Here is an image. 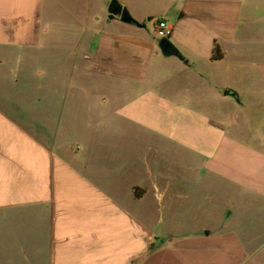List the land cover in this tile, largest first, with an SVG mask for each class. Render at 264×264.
Listing matches in <instances>:
<instances>
[{
	"label": "crops",
	"instance_id": "1",
	"mask_svg": "<svg viewBox=\"0 0 264 264\" xmlns=\"http://www.w3.org/2000/svg\"><path fill=\"white\" fill-rule=\"evenodd\" d=\"M118 1L135 19H153L149 8L138 10L139 0ZM173 1L158 19L169 23ZM241 9L233 0H192L180 16L203 12L212 24L236 29ZM63 14L72 19L59 0H0V79L5 78L0 84L80 72L95 85L75 91H91V97L95 88L104 93L105 82L117 85L113 100L129 95L117 112L139 121L146 144L138 149V141L131 140L115 146L99 182L89 145L50 128L87 123L72 111L73 97L65 93L51 103L42 88L35 104L0 103V264H149L165 248L155 243L150 249L158 235L152 218L159 221L161 211L175 209L182 186L208 187V219L199 225L193 218L195 235L214 234L216 211L264 230V65L240 72L250 85L239 88L220 78L237 73L227 62L228 34L224 40L215 34L189 37L195 49L190 53L181 52L179 40L170 36L179 59L163 54L145 27L114 18L107 23L120 24L104 31L86 17L78 29L63 22ZM215 44L222 57L213 61ZM221 65L225 73L219 72ZM227 89L233 93L224 94ZM93 101L85 115L103 125V113L96 111H104L106 100ZM11 108L39 110L40 133H32L31 123L9 113ZM111 178L117 184L109 187ZM136 208H147L151 222L135 221Z\"/></svg>",
	"mask_w": 264,
	"mask_h": 264
},
{
	"label": "rangeland",
	"instance_id": "2",
	"mask_svg": "<svg viewBox=\"0 0 264 264\" xmlns=\"http://www.w3.org/2000/svg\"><path fill=\"white\" fill-rule=\"evenodd\" d=\"M233 1L240 2L242 5L239 14L240 21L236 29L230 26L224 27L223 25L212 24L203 12H198L194 17L188 15L180 16L182 9L189 5V3L191 4L192 0L173 1L174 13H172L171 19H169V24L174 27L171 37L179 40L181 44L179 49L183 53H190L192 50H195L187 41L189 37L207 38L210 34H215L218 40H224L222 36L228 34L230 40L226 42L228 48L227 62L233 64L232 68L235 69V72L237 70V73L234 76L223 74L220 78L222 81H228L240 88L250 85L249 78L240 72L247 69L252 70L253 65H264V61H262L264 60V56L261 54L264 51V0ZM59 2L65 9L71 12L72 19H68L66 14H63L62 17L63 22L67 20L66 23L72 27L78 26V29H80L81 26L78 23H85L87 21L86 17L89 19L87 21L88 24H91L92 21L95 28H100L104 31H114V27L120 24L116 19L111 25L107 23L108 14L105 4L110 2V0H59ZM169 2L171 0L138 1V10H142L145 7L146 9L149 8L148 10L153 13L151 21H148V18H152V16L145 19H135L131 15L130 9H127V11L136 21L145 24V30L149 34L155 35L153 28L159 17L157 13L168 5ZM199 3H203V0H199ZM133 10L136 11V8ZM241 22L242 26L239 27ZM204 44L202 42L200 46L203 47ZM253 55H255L258 61L254 60ZM66 60V64L69 65L70 59ZM225 68L224 65H221L219 72L225 73ZM172 70H174V67L167 68L165 73L170 76ZM81 75L80 72H75L72 77L19 78L18 85L6 87L0 84V103L8 104L13 108L15 107L13 105L19 106L23 103L35 104L38 97L43 94L42 88L43 91L45 88L50 92L49 101H47L51 103L55 101L56 97L65 96V93L71 98L73 97L71 100L75 105L72 111L77 114L79 121L82 119V121H86L85 118H88L87 123L78 126L62 125L50 128H56V132L61 137H71L75 141L79 140L89 145L91 153L90 162L94 170L92 174L100 182L101 167L107 161L106 159L109 154L115 153V150L118 151L115 146L123 143L126 144L129 141L131 143L132 140L134 142L138 141V149H141L140 145L146 144V137L143 136L146 133V129L144 130L138 120L133 122L126 115L117 112L119 107L127 103L126 99L129 98V95H126V97L121 95L119 102L113 100V95L117 90L114 86L117 85H108L105 82L104 93L95 88L92 97L91 91H75L76 88L91 90L90 88L94 84ZM4 79H0V83ZM150 85L156 86L155 83H150ZM92 100L99 103L106 100L104 111L102 112V109L96 111L98 115L103 113V125L101 123H97L98 125L95 122L91 123L89 115L88 117L85 115V107L90 109ZM67 109H69V106H67ZM9 110V113L13 114L16 118L28 120L31 123L29 128L32 133H36L37 135L40 133L41 127L37 125L39 110H15L12 108ZM67 111L69 112V110ZM22 113L25 114L23 115ZM104 143L108 145L104 146ZM95 174L99 175V177ZM112 178L108 179L109 181L105 185L109 187L116 185L117 180ZM205 187L198 189L180 187L184 196L180 197L179 195L176 199L173 205V208L176 206L175 209L165 208L160 212L159 221L157 220L158 218H152V226L155 220L158 222L155 225L158 235L151 239L150 249L153 248L155 243H161L165 248L163 247L164 249L159 250L155 255L159 259L153 261L154 263L149 261V264H264V242L259 246L264 241V230L255 229V225L258 223L228 220L224 218L222 213L219 215L216 211L215 219H213L212 223L215 228L214 234L209 238L194 234L195 223L193 218H198L197 222L199 225L205 224L208 219V187L207 185ZM143 209L138 211V208H136L135 221L148 224L151 222V218H146L149 210L147 208ZM149 228L153 229L152 227Z\"/></svg>",
	"mask_w": 264,
	"mask_h": 264
},
{
	"label": "water",
	"instance_id": "3",
	"mask_svg": "<svg viewBox=\"0 0 264 264\" xmlns=\"http://www.w3.org/2000/svg\"><path fill=\"white\" fill-rule=\"evenodd\" d=\"M107 18L108 21L118 18L121 22L127 25H135L137 27H145V24L139 23L136 21L127 11V9L118 1V0H110L107 5ZM151 18H148V21H151ZM159 50L165 54L166 56H175L179 59H182L177 48L171 43L169 39L161 38L158 41ZM233 93L231 90H225L224 94Z\"/></svg>",
	"mask_w": 264,
	"mask_h": 264
},
{
	"label": "built area",
	"instance_id": "4",
	"mask_svg": "<svg viewBox=\"0 0 264 264\" xmlns=\"http://www.w3.org/2000/svg\"><path fill=\"white\" fill-rule=\"evenodd\" d=\"M154 33L158 40L161 38L169 39L172 33V26L165 18L157 19L155 23Z\"/></svg>",
	"mask_w": 264,
	"mask_h": 264
},
{
	"label": "trees",
	"instance_id": "5",
	"mask_svg": "<svg viewBox=\"0 0 264 264\" xmlns=\"http://www.w3.org/2000/svg\"><path fill=\"white\" fill-rule=\"evenodd\" d=\"M221 57H222L221 49H220V47L217 44H215L214 48L212 50V60L216 61V60H219ZM136 190L137 189H135V191ZM135 195H136V197L139 196V195H137L136 192H135Z\"/></svg>",
	"mask_w": 264,
	"mask_h": 264
}]
</instances>
